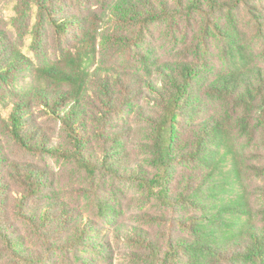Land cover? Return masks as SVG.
Wrapping results in <instances>:
<instances>
[{
	"label": "trees",
	"instance_id": "16d2710c",
	"mask_svg": "<svg viewBox=\"0 0 264 264\" xmlns=\"http://www.w3.org/2000/svg\"><path fill=\"white\" fill-rule=\"evenodd\" d=\"M97 1L108 10L103 31L79 14L58 18L49 0H36L50 25L71 44L57 60L44 59L37 66L9 46L0 26V90L13 96L9 116L0 113V133L31 157L69 161L92 177L102 172L145 187L162 216L191 233L174 235L171 226L156 239L134 228V243L148 249L141 253L147 264H213L215 258L264 264V222L256 218L246 183L248 172L264 178V164L248 163L247 146H241L243 138L254 140L264 127L261 0ZM245 10L256 24L258 49L248 43L246 26L235 17ZM159 24L175 31L176 40L179 34L166 53L152 38ZM216 42L223 43L218 56ZM112 50L126 54L127 64L110 62L106 55ZM100 54L105 57L99 60ZM28 69L36 71L35 80L20 89L4 87L20 83ZM33 106L41 108L39 117L59 124L58 135L46 131ZM123 111L141 118L149 154L144 162L126 149L114 147L101 156L86 147L87 121L104 125L99 115ZM2 150L0 145V260L8 255L11 261H34L13 217L46 245L64 236L62 244L75 248L91 238L90 220L81 218V226L60 206L45 168L11 160ZM8 177L20 188L12 197V212Z\"/></svg>",
	"mask_w": 264,
	"mask_h": 264
},
{
	"label": "rangeland",
	"instance_id": "374dc122",
	"mask_svg": "<svg viewBox=\"0 0 264 264\" xmlns=\"http://www.w3.org/2000/svg\"><path fill=\"white\" fill-rule=\"evenodd\" d=\"M49 3L47 6H52L51 11L57 14L58 18L74 13L79 14L89 19L91 28L97 26L99 31L104 30V18L106 20L108 10L105 4L102 5L97 0H49ZM259 5L264 6V0H261ZM44 10H41L36 0H0V26L8 34L9 46L19 49L36 66L42 64L44 59L57 60L63 50L71 47L70 41L61 37L50 25L48 13ZM235 17L246 26L248 43L258 49L260 40L256 36V24L251 21L248 11L245 10L243 16L237 12ZM175 33L172 29L169 31L166 24L154 27L152 38L159 45L162 53H166L171 46L179 42V34L177 33L176 40ZM222 46V42L215 43L217 56L222 52ZM126 56V54L118 55L112 50L106 58L114 63L125 62L126 65ZM103 57L105 55L100 54L98 59H103ZM20 78V83L4 87L11 86L20 89V84L24 85L35 80L36 71L28 69L21 74ZM9 93L12 92L0 90V113L5 117L9 116V107L13 105V96L10 97ZM91 94H93L94 104H99L96 95L93 92ZM33 109L36 111L35 117L46 131L51 136L58 135L59 124L46 117H39L43 113L39 106H33ZM98 117L105 118L104 125L87 121L86 147L90 151L102 156L108 155V152L116 147V151L126 149L136 161L144 162L148 159L143 127L138 125L141 123V118L136 113L123 111L118 115L101 114ZM0 136L2 151L11 160L22 163L31 162L47 170L49 179L54 183L60 206L67 208L71 215H75L74 217L79 219V224L82 223L81 218L85 223L90 220L89 228L92 231L91 238L86 236L82 242L83 245L75 248H69V245L65 243L62 244L64 236H56L54 242L46 245L42 240L29 234L22 223L13 217L11 221L15 229L21 230L27 236L25 246L28 249L25 252L33 255L34 261L20 263L16 260L11 261L8 255H1V264H145L141 253H147L148 249L140 248L134 243L132 237L134 228L156 239L164 237L171 226L174 235L177 231L181 236H191L187 229L176 225L172 218L162 216L159 202L138 182L120 180L102 172L92 177L77 164L69 161H58L49 156L31 157L23 152L11 138L1 133ZM242 145L247 146L244 157L248 155V163L264 164V127L259 130L254 140L243 138ZM7 182L11 198L8 210L12 212L14 210L12 197L19 195L20 188L16 187L9 177ZM246 183L256 205V218L259 223H263L264 197L261 195L264 193V178H252L251 172H248ZM184 212L190 214L195 210L185 209ZM54 243H57L56 246ZM44 249L47 250L44 251ZM212 263L250 264L220 258H215Z\"/></svg>",
	"mask_w": 264,
	"mask_h": 264
}]
</instances>
